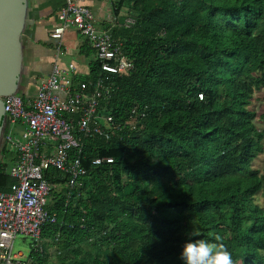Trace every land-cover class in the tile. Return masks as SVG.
<instances>
[{
	"label": "trees",
	"instance_id": "1",
	"mask_svg": "<svg viewBox=\"0 0 264 264\" xmlns=\"http://www.w3.org/2000/svg\"><path fill=\"white\" fill-rule=\"evenodd\" d=\"M111 7L118 22L106 29L134 67L104 72L97 57L87 78L111 87L100 114L138 128L122 139L85 138L71 154L87 171L77 189L66 187L63 172H44L57 222L44 227L31 264H184L189 239L224 245L236 264H264V207L256 201L264 198V166L253 165L264 130L250 107L264 90V0ZM106 157L113 162L94 163ZM0 167V191H8L16 179L7 162Z\"/></svg>",
	"mask_w": 264,
	"mask_h": 264
},
{
	"label": "built area",
	"instance_id": "2",
	"mask_svg": "<svg viewBox=\"0 0 264 264\" xmlns=\"http://www.w3.org/2000/svg\"><path fill=\"white\" fill-rule=\"evenodd\" d=\"M80 1H65L59 12L61 23L54 28L52 38L58 40L60 48L66 30L72 25L97 49L102 71L128 73L133 63L119 56L120 45L110 30L98 29L92 9ZM112 21L115 25L118 19ZM72 70L73 64L63 67L56 60L50 75L38 83L31 100L20 94L3 97L11 127L20 123L23 129L19 136L13 130L4 134L6 144L10 143L16 152V159L8 169L16 182L10 190L0 191V264H31L22 252L14 253L15 239L18 235L31 238L35 251L40 252L44 227L57 222L56 213L47 208L53 185L45 177L46 170L63 172L69 178L66 187L70 191L77 189L87 171L80 155L76 152L71 155L72 151L80 153L87 137L122 139V131L138 128L135 120L118 125L112 115L99 113L101 99L111 90L104 77L76 84ZM92 87L93 97L88 92ZM105 160L113 162L112 157H106L97 158L94 163Z\"/></svg>",
	"mask_w": 264,
	"mask_h": 264
},
{
	"label": "crops",
	"instance_id": "3",
	"mask_svg": "<svg viewBox=\"0 0 264 264\" xmlns=\"http://www.w3.org/2000/svg\"><path fill=\"white\" fill-rule=\"evenodd\" d=\"M65 1L27 0L26 23L21 37L24 68L20 77V92L27 100L35 96L38 83L50 75L56 60L63 67L74 65V70L71 72L74 83L90 82L87 78L90 66L98 56L96 54L94 59L89 58L92 51L89 49L88 40L85 39L84 42L79 40L83 34L70 25L62 38L60 48L58 40L51 36L54 28L61 23L59 12L66 5ZM80 2L92 9L96 17V25L100 30H106L108 25L113 24V18L118 19L109 5L112 0H81ZM72 27L75 30L70 29ZM88 92L89 96L93 97L94 87ZM6 124L7 132L14 131L9 120ZM13 159H16V153ZM59 189H62V186H59Z\"/></svg>",
	"mask_w": 264,
	"mask_h": 264
},
{
	"label": "water",
	"instance_id": "4",
	"mask_svg": "<svg viewBox=\"0 0 264 264\" xmlns=\"http://www.w3.org/2000/svg\"><path fill=\"white\" fill-rule=\"evenodd\" d=\"M27 0H0V158L6 145L7 115L3 97L20 94L23 73L22 33L26 23Z\"/></svg>",
	"mask_w": 264,
	"mask_h": 264
},
{
	"label": "rangeland",
	"instance_id": "5",
	"mask_svg": "<svg viewBox=\"0 0 264 264\" xmlns=\"http://www.w3.org/2000/svg\"><path fill=\"white\" fill-rule=\"evenodd\" d=\"M111 6V2L109 4ZM112 8V7H111ZM125 14V12H124ZM70 29H73L70 28ZM75 30V29H73ZM86 37L80 36L79 40L84 42ZM96 56V52L92 50V53L90 54L89 58L94 59ZM69 62V61H68ZM251 108L255 109L258 113V119H257V125L260 129L264 130V90H261L259 92L255 93V98L252 100V103L250 105ZM14 129V134L16 136H19L22 132V125L20 123L12 125ZM7 148L9 151L5 152L4 154L1 155L0 160H3L9 164V167L14 163L13 157H14V152L13 149H11L10 143H7ZM253 165L257 169H262L264 166V153L261 154L254 162ZM256 201L264 207V198L261 197V195H258L256 198ZM44 242V241H42ZM34 248V242L31 238L25 237L23 235H18L17 238L14 241V248L13 251L14 253H19L22 252L24 254V258H28ZM53 254V262L54 263H59L58 256H57V251L54 250Z\"/></svg>",
	"mask_w": 264,
	"mask_h": 264
},
{
	"label": "clouds",
	"instance_id": "6",
	"mask_svg": "<svg viewBox=\"0 0 264 264\" xmlns=\"http://www.w3.org/2000/svg\"><path fill=\"white\" fill-rule=\"evenodd\" d=\"M197 235L196 232L191 233V236ZM180 258L184 264H236L224 245L197 239H189L184 243Z\"/></svg>",
	"mask_w": 264,
	"mask_h": 264
}]
</instances>
